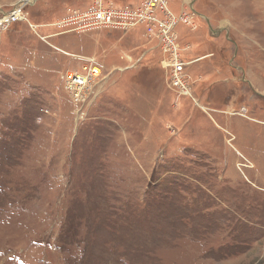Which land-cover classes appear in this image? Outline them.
<instances>
[{
    "label": "rangeland",
    "instance_id": "1",
    "mask_svg": "<svg viewBox=\"0 0 264 264\" xmlns=\"http://www.w3.org/2000/svg\"><path fill=\"white\" fill-rule=\"evenodd\" d=\"M167 1L183 58L203 57L194 99L145 24L56 27L92 0L0 26V264H264V0ZM89 59L106 81L80 118L63 75Z\"/></svg>",
    "mask_w": 264,
    "mask_h": 264
},
{
    "label": "built area",
    "instance_id": "2",
    "mask_svg": "<svg viewBox=\"0 0 264 264\" xmlns=\"http://www.w3.org/2000/svg\"><path fill=\"white\" fill-rule=\"evenodd\" d=\"M38 0H18L9 11L1 10L0 26L3 29L26 21L25 8L35 5ZM180 18L168 6L167 0H134L128 4L117 5L105 0H92L87 10H69L58 22L56 27L68 33L88 34L98 30H113L129 33L138 25L145 24L144 36L149 42H156L153 48L161 49L160 66L167 77L168 84L179 95L194 99L195 80L189 67L203 59L196 57L185 60L184 50L179 43L177 26ZM144 51L139 57L124 53L125 61L122 70L137 67L147 56ZM103 64L89 59L80 69H70L63 75L65 89L72 95L77 107V117L82 118L100 95L101 84L106 81L102 77ZM117 68H113L115 71Z\"/></svg>",
    "mask_w": 264,
    "mask_h": 264
},
{
    "label": "bare ground",
    "instance_id": "3",
    "mask_svg": "<svg viewBox=\"0 0 264 264\" xmlns=\"http://www.w3.org/2000/svg\"><path fill=\"white\" fill-rule=\"evenodd\" d=\"M26 19L28 20V18L26 17Z\"/></svg>",
    "mask_w": 264,
    "mask_h": 264
}]
</instances>
